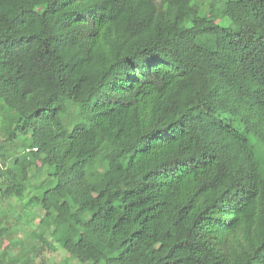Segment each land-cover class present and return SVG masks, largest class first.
Listing matches in <instances>:
<instances>
[{
  "label": "trees",
  "instance_id": "1",
  "mask_svg": "<svg viewBox=\"0 0 264 264\" xmlns=\"http://www.w3.org/2000/svg\"><path fill=\"white\" fill-rule=\"evenodd\" d=\"M0 114V264H264V0H0Z\"/></svg>",
  "mask_w": 264,
  "mask_h": 264
},
{
  "label": "rangeland",
  "instance_id": "2",
  "mask_svg": "<svg viewBox=\"0 0 264 264\" xmlns=\"http://www.w3.org/2000/svg\"><path fill=\"white\" fill-rule=\"evenodd\" d=\"M219 24L223 23V18L219 17L216 21ZM2 116L0 114V136L3 123ZM24 141V138H21L15 143V148L9 149V158L8 163L12 161L13 156H19L20 158L25 157V153L21 152V148ZM48 178V170L45 169L42 172V179L45 180ZM32 193L27 194L26 197H29ZM25 201L19 200L18 198H12L0 203V226L11 227L9 233H11V239L3 237L0 240V253L6 249H12L13 254H23V250L28 245L31 235L35 231H42L39 226V220L44 214V210L40 208L37 204L33 203L32 206H25ZM22 241V244L17 243ZM14 242V246L11 243ZM16 242V243H15ZM56 245V244H55ZM43 245L41 243L37 244V249L29 253V258L31 259L30 264H80L73 258L66 257L65 251L58 249V251L51 253L46 251L41 254L39 248Z\"/></svg>",
  "mask_w": 264,
  "mask_h": 264
}]
</instances>
